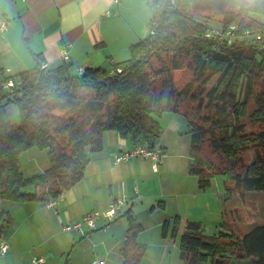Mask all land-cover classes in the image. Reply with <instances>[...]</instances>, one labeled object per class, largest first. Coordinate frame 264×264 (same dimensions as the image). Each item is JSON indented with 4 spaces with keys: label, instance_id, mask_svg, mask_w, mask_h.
Listing matches in <instances>:
<instances>
[{
    "label": "trees",
    "instance_id": "obj_1",
    "mask_svg": "<svg viewBox=\"0 0 264 264\" xmlns=\"http://www.w3.org/2000/svg\"><path fill=\"white\" fill-rule=\"evenodd\" d=\"M149 7L152 32L111 72H76L67 62L16 76L0 70V198L57 199L82 178L88 152L102 149L105 131L152 149L158 118L176 114L185 123L189 173L198 177L199 188L225 176L222 221L216 233L206 234L200 222L174 216L162 223L161 236L178 239L185 264H264V222L234 218L248 224L237 235L227 214L235 199L244 203L248 194L264 193V0H150ZM230 27V40L206 37L210 29ZM8 79L14 81L11 90L3 88ZM249 102L254 107L246 116ZM10 104L19 111L15 125L7 114ZM243 121L256 130L246 131ZM31 148L46 151L49 167L25 177L20 159ZM3 222L9 224L0 213V231ZM128 224L126 247L134 258L124 264H137L141 228L132 215Z\"/></svg>",
    "mask_w": 264,
    "mask_h": 264
},
{
    "label": "crops",
    "instance_id": "obj_2",
    "mask_svg": "<svg viewBox=\"0 0 264 264\" xmlns=\"http://www.w3.org/2000/svg\"><path fill=\"white\" fill-rule=\"evenodd\" d=\"M149 2L0 0V23L5 25L0 30V70L16 76L41 63L56 67L64 62L60 53L65 49L72 70L102 67L111 72L130 59L131 46L152 32ZM7 114L11 124L18 123L15 104L7 107ZM158 122L160 133L153 148L162 156L157 171L150 159L115 161L134 146L118 133L105 131L102 149L88 152L82 178L54 206L48 205L49 197L28 202L0 198V213L9 220L0 231V241L9 246L0 254V264H33L34 257L43 258L42 264H91L94 259L124 264L134 258L126 247L129 215L141 228L135 239L143 250L137 264H185L178 239L162 237L161 225L184 216L200 222L203 233H216L224 186L212 179L209 188L200 189L198 177L189 173V136L181 116L165 113ZM48 167L46 151L31 148L21 156L25 177ZM116 200L122 201L116 219L99 218L92 230H64L66 224L93 210H105Z\"/></svg>",
    "mask_w": 264,
    "mask_h": 264
},
{
    "label": "built area",
    "instance_id": "obj_3",
    "mask_svg": "<svg viewBox=\"0 0 264 264\" xmlns=\"http://www.w3.org/2000/svg\"><path fill=\"white\" fill-rule=\"evenodd\" d=\"M4 29H5L4 23H0V30H4ZM234 29H235L234 27H230L227 30L213 28L207 31L206 37L219 39V40H223V39L230 40V37L232 35L231 30H234ZM245 34L249 36H254L256 37V39L260 38L259 34L254 33L253 31H246ZM60 55H61L62 60L68 63L69 58H68L67 51L65 49L61 50ZM47 68L49 67L46 63L40 64V69L42 71H45ZM79 71L81 72L82 69H79ZM116 71L120 72L121 70L119 68H116ZM5 72L8 73L9 70H5ZM13 86H14V81L12 79H8L4 83L3 88L6 90H11ZM161 156H162V152L158 148L150 149L147 146H137V147H133L130 151L122 155L115 156L114 160L122 161V160H127V159L135 158V157L150 159L152 160V169L154 171H157V166H158L159 159L161 158ZM55 204H56V199L54 198L48 199L49 206H54ZM121 206H122V201L116 200L115 202L111 203L108 206V208L105 210H93L85 214L80 220L73 221V222L66 224L65 226H63L64 230L66 231L82 230L83 228L92 230L95 228L96 221L99 218H104L109 221L116 219L118 217V213L120 211ZM8 247L9 246L6 241H0V254L4 255L7 252ZM44 262L45 260L41 257H34L32 259L33 264H42ZM91 264H106V263L102 259H94L92 260Z\"/></svg>",
    "mask_w": 264,
    "mask_h": 264
},
{
    "label": "rangeland",
    "instance_id": "obj_4",
    "mask_svg": "<svg viewBox=\"0 0 264 264\" xmlns=\"http://www.w3.org/2000/svg\"><path fill=\"white\" fill-rule=\"evenodd\" d=\"M186 74L187 73H185V75ZM180 78L181 80L183 79L182 74H180ZM253 107H254V104L252 102H249L246 108V116L253 111ZM243 122L247 125L246 131L256 130L255 126H251L246 121H243ZM247 155L252 157L253 155L252 151H249ZM213 181L219 184L221 188H223L225 176H221V175L215 176ZM217 184H215V186L218 187ZM233 210L237 212L238 216L235 213H232ZM227 214H228V223L230 224L234 232L237 235H243L247 231V226L243 222H235V221L233 222V220L234 218L239 220L242 218V216H245V217L250 216L252 222L253 221L257 223L264 222V193L255 192L252 194H248V199L244 203H240L237 199H235L233 202L227 205ZM231 264H252V261L250 259H247L245 261H234L233 260Z\"/></svg>",
    "mask_w": 264,
    "mask_h": 264
}]
</instances>
